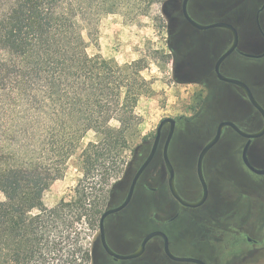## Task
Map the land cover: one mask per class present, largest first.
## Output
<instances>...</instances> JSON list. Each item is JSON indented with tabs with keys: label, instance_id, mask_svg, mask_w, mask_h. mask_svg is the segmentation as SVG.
I'll use <instances>...</instances> for the list:
<instances>
[{
	"label": "trees",
	"instance_id": "trees-1",
	"mask_svg": "<svg viewBox=\"0 0 264 264\" xmlns=\"http://www.w3.org/2000/svg\"><path fill=\"white\" fill-rule=\"evenodd\" d=\"M161 1L0 0V264H92L83 241L103 211L84 192L45 206L56 179L49 156L64 164L88 132L85 167L129 147L135 107L150 92L147 62L120 65L87 49L102 17L133 21Z\"/></svg>",
	"mask_w": 264,
	"mask_h": 264
},
{
	"label": "rangeland",
	"instance_id": "rangeland-1",
	"mask_svg": "<svg viewBox=\"0 0 264 264\" xmlns=\"http://www.w3.org/2000/svg\"><path fill=\"white\" fill-rule=\"evenodd\" d=\"M173 1L162 0L155 4L147 15L133 21L116 14L104 16L98 22L97 44L91 43L87 52L90 55L99 54L104 59L113 60L120 65L145 58L147 68L141 75L150 82V92L137 102L135 112L140 118V124L136 128L132 127L128 132L129 147L122 152L91 156V162L96 159L94 166L85 167L86 156L82 151L89 142L95 141V134L88 132L81 140L80 146L79 144L76 146L73 154L64 164L57 154L52 153L49 156V167L54 168L53 174L56 179L51 181L43 192L42 200L45 206L54 207L62 200L73 202L77 194L82 192L88 196L87 203L92 204L97 201L102 211L119 203L138 164L134 148L143 144L142 151H145V147L150 146L153 141L159 122L164 118L178 119L171 150L173 157L174 146L182 144L189 145L198 152L214 136L220 121H233L249 131L256 129L257 112L248 103L241 90L219 82L213 73L215 60L231 42L230 35L224 31L200 32L191 28L181 21L179 11L173 14ZM260 1L246 0L244 4L235 2L227 11L222 7L208 6L206 0H194L190 5V12L195 19L204 24L227 12L229 19L238 21V28L244 32L243 41L248 42L249 39L256 40L254 18ZM235 56L237 57L233 55L230 58ZM240 60L246 65L254 63L243 57ZM261 63L263 61L254 64L260 66ZM255 75L258 76L257 70ZM244 76L256 82V78L250 73ZM240 79L250 87L255 99L264 107L261 100V97L264 98V74L260 75L255 87L248 83L249 81ZM111 124L118 126L115 121ZM166 131L165 127L163 133ZM243 144L244 140L227 128L220 142L204 158L203 174L206 177L210 163L229 162V177L241 188V191L255 190V193L264 200V176L250 174L240 163ZM191 153V149H184L183 170L192 171L194 168V156ZM191 174V183L197 186L196 177L194 173ZM216 180L220 184L213 187L214 191L206 182L209 187L208 198L200 210L224 207L223 209L226 208L227 213L231 215L238 211V208L247 209V203H244L247 198L238 194L231 184V179L218 175ZM242 185L245 187L243 188ZM142 189V183L139 182L136 200L144 194ZM105 198L106 201L108 199L107 203L104 202ZM3 200L4 197L0 193V201ZM155 210L153 205L150 214ZM80 225L81 223L76 227ZM151 229L150 225L147 231ZM147 231L141 234L137 232L139 235L135 236L138 235V240L134 243L139 242ZM88 234L83 242L92 249V261L104 259L105 256L99 248L98 221ZM127 234L126 231L125 235ZM259 247L255 257L240 264H264V246ZM217 249L218 246H214L212 252ZM191 256L197 257L195 254ZM215 261L212 260L211 264Z\"/></svg>",
	"mask_w": 264,
	"mask_h": 264
},
{
	"label": "flooded vegetation",
	"instance_id": "flooded-vegetation-1",
	"mask_svg": "<svg viewBox=\"0 0 264 264\" xmlns=\"http://www.w3.org/2000/svg\"><path fill=\"white\" fill-rule=\"evenodd\" d=\"M193 1L194 0H189L187 3V12L192 20L203 25H209L218 22L228 23L234 27V29L238 34L237 48L220 64L219 72L223 76L237 79L242 82L244 81L240 78H243L249 81L248 83H250L252 86L255 87L258 78H260V75L264 74V56H261L262 54H264V0H261L259 2V6L256 9V13H255L254 28L256 33V40L252 41V39H249L248 42L247 40L243 41L244 32L243 30L238 28L239 27V24L237 23L238 21L229 19L227 12L221 13L220 17L213 19V21H211L210 23L204 24L198 21L197 19H195L190 12V5ZM245 1L246 0H206L205 3H208V6L210 7H214V8L222 7L228 11V7L234 4L235 2H237V4H244ZM182 2L183 0L173 1V5H172L173 14L174 13L176 14V12L178 13L179 11L182 19L181 21L189 25V23L184 19L182 15ZM176 20H178L177 17ZM189 26L193 28L191 25ZM207 31H224L227 34H229L231 37L230 44L217 57V59L214 62L213 73L215 78L217 79L215 73V64L219 59V57L231 45L232 34L229 30L225 28H214L200 32H207ZM233 55H237V57L235 56V58L233 57L230 58ZM241 57L247 58L248 60L254 63L259 61H263V63H261L262 65L260 66L254 63L246 65L245 62L240 60ZM246 66L248 67L246 68ZM256 70L258 72V76L255 75ZM247 73L248 74L250 73L253 78L255 77L256 82L246 79L245 78L246 75L244 76V74ZM219 82L238 88L237 86L232 84H228L222 81ZM261 100L264 103L263 97H261ZM260 106L262 107V105ZM252 108L257 112L258 115L257 117L258 125L256 129L249 131L245 129L242 125H239L234 122L235 124L238 125L240 129H242L247 133L257 132L263 126L262 116L253 106ZM262 108L264 109V107ZM175 120H176L175 130L168 146V159L173 168L174 189L178 194V196L180 197V199L183 200L184 202L196 203L203 196L202 185L200 183L197 174V160L202 148L209 141L198 152L189 145L182 144V145L174 146V157H173L171 154V150L173 149L172 145L176 135V125L178 119ZM223 121H229V120H223ZM165 127L167 131L166 133H163V129ZM168 130H169V125H165L162 127L160 132V141L156 153L152 158L151 162L149 163V165L142 172L140 178L138 179L129 204L121 211L110 214L104 219L103 222L104 237L108 248L116 255H120V256L130 255L136 252V250L140 247L143 239L147 235L153 232H160L166 236L168 240V249L170 253L176 257L194 258L202 261L204 264H211L212 260L214 261L216 260L213 264H240L247 259H251L252 257H255L256 253L259 251L260 248L259 246H264V200L260 197L259 194L255 193V190H253V188H252L253 190L252 192L241 191V188L235 184L232 178L229 177V171H230L228 165L229 162L219 161L220 164L210 163L206 170V177L203 174L204 158L209 153V151L220 142L227 128L224 130L219 141L205 154L202 161V176L204 178L205 183L206 182L209 183L213 191H214L213 187L220 184V182L216 180L218 178V175L222 176L223 178H229L232 180L231 184H233L238 194L241 195L242 197L247 198V200H245L244 202L247 203V209L238 208V211H236L231 215L227 213L226 208L223 209L224 207H219L214 210L212 209L205 211L200 210V208L204 205V203L208 198L209 187L207 186V183H206L207 197L203 202V204H201L198 207L185 206L173 197L168 184L169 173L167 171L163 159V146L168 134ZM234 133L237 134L236 132ZM239 137L244 140V144L240 151V159H239L240 163L250 174L256 176H264V175L255 174L244 164L242 160V150L247 139L241 136ZM151 145L146 146L145 151H142V149L135 150L138 164L137 167L134 169L133 175L131 177V181L136 171L138 170L139 166L147 158L151 149ZM185 148L191 149L192 151L191 154H193L194 156V161H193L194 168H192V171L183 170L184 169L183 162L185 161L184 158ZM139 153H141L140 156ZM247 159L250 165L253 166L254 168L264 169V135L260 138L253 139L251 141V144L247 151ZM139 163L141 164L139 165ZM188 173L191 175V177ZM191 173H194L196 177L197 186H194L191 183L192 181ZM139 182L142 183V187H143L142 190L144 194L138 200H136L137 198L136 191ZM129 186L125 192V195L123 196V199L116 205L106 208L104 211L119 206L124 201ZM242 187L244 188L245 185H242ZM153 205H155L156 210L150 214V208H152ZM104 211L102 212V214L104 213ZM101 215L99 216L98 219V230L100 229L99 221ZM150 225L152 229L151 231H147V228ZM140 228L141 231H139ZM145 230L147 232H145V234L142 236L139 242L134 243L135 241L138 240V235L143 233V231ZM126 231L129 234V235L127 234V236L125 235ZM137 232H139V234ZM136 234H138L137 237L135 236ZM98 238H99V248L102 254L105 256V258L96 259L92 261V264H193L189 262H177L171 260L165 253L164 250L165 244L162 237L160 236H156L150 239L145 244L143 253L139 257L133 259H119V258H115L112 255H109L101 243L100 231ZM125 243L127 245L123 246V244ZM214 246H218V249L215 250V252H212V248ZM191 254L197 255V257L191 256Z\"/></svg>",
	"mask_w": 264,
	"mask_h": 264
},
{
	"label": "water",
	"instance_id": "water-1",
	"mask_svg": "<svg viewBox=\"0 0 264 264\" xmlns=\"http://www.w3.org/2000/svg\"><path fill=\"white\" fill-rule=\"evenodd\" d=\"M189 0H183L182 2V15L184 17V19L189 23V25H191L193 28L200 30V31H206V30H210V29H214V28H225L227 30H229L232 34V43L229 46V48L219 57V59L217 60L216 64H215V73L217 76V79L219 81L228 83V84H232L237 86L238 88L241 89V91L244 93L246 99L249 101V103L260 113V115L263 118V126L262 128L254 133H247L245 131H243L242 129H240L238 127L237 124H235L234 122L231 121H222L219 122L217 127H216V132L215 135L213 136V138L211 140H209V142L202 148L199 156H198V160H197V174L200 180V183L202 185V190H203V196L202 198L196 202V203H186L183 200L180 199V197L178 196V194L176 193L175 189H174V177H173V168L169 162L168 159V146L170 143V140L172 138V135L174 133L175 130V124H176V120L173 118H164L162 119L156 129V135L154 137V140L152 142L151 145V149L150 152L147 156V158L144 160V162L139 166L138 170L136 171L134 177L132 178V181L130 183L127 195L124 199V201L117 207L115 208H110L107 209L106 211H104V213L101 215L100 217V221H99V226H100V237H101V243L103 245V247L105 248L106 252L109 255L114 256L115 258H119V259H133V258H137L139 257L143 251H144V247L145 244L152 239L153 237L156 236H160L162 237L163 241H164V250L166 255L173 261H177V262H189V263H193V264H204L202 261L194 259V258H181V257H176L174 255H172L168 249V240L166 238V236L160 232H153L150 233L149 235H147L140 247L136 250V252L130 254V255H126V256H120V255H116L114 254L107 246L106 242H105V237H104V226H103V222L104 219L113 213H116L118 211H121L122 209H124L130 202L136 183L138 181V179L140 178L142 172L146 169V167L149 165V163L151 162L152 158L154 157L157 147L159 145V141H160V132L163 126L165 125H169V130H168V134L163 146V159L167 168V171L169 173V188L171 191V194L173 195V197L175 199H177L179 202H181L183 205L188 206V207H198L201 204H203V202L205 201L206 197H207V186L206 183L204 181V178L202 176V161L203 158L205 156V154L219 141V139L221 138L224 130L226 128H230L232 129L234 132H236L239 136L247 139L243 150H242V160L244 162V164L255 174L258 175H264V169H256L253 166L250 165L248 159H247V151L248 148L251 144V141L253 139H257L260 138L264 135V109L258 104V102L255 100L250 88L242 81L237 80V79H233V78H229L226 76H223L220 72H219V67L220 64L230 55L232 54L238 45V34L236 32V30L234 29V27L228 23H213V24H209V25H203L200 23L195 22L194 20L191 19V17L189 16L188 12H187V3ZM261 56H264V54H262ZM258 56V57H261Z\"/></svg>",
	"mask_w": 264,
	"mask_h": 264
}]
</instances>
